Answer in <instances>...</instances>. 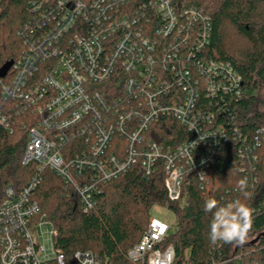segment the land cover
I'll use <instances>...</instances> for the list:
<instances>
[{
	"label": "built area",
	"instance_id": "2783aa9c",
	"mask_svg": "<svg viewBox=\"0 0 264 264\" xmlns=\"http://www.w3.org/2000/svg\"><path fill=\"white\" fill-rule=\"evenodd\" d=\"M146 1H31L32 18L19 31L23 50L0 76V100L32 120L21 164L60 177L84 212L101 184L138 159L146 175L162 161L167 198L177 201L183 177L194 173L205 182L204 169L220 165L217 154L232 137L222 123L213 124L200 99L216 103L238 96L242 86L232 66L200 56L209 43V18L195 7L176 12L173 0ZM161 118L174 119L189 135L173 148L159 145L147 133ZM12 126L0 108V127L11 133ZM79 141L82 147L69 155L65 146ZM35 185L3 189L0 264H11L13 255L15 264H113L84 251L67 257L54 247L56 232L37 217L31 199ZM168 230L167 222L151 217L126 264H179L173 248L162 245ZM236 263L239 258L209 264Z\"/></svg>",
	"mask_w": 264,
	"mask_h": 264
},
{
	"label": "trees",
	"instance_id": "16d2710c",
	"mask_svg": "<svg viewBox=\"0 0 264 264\" xmlns=\"http://www.w3.org/2000/svg\"><path fill=\"white\" fill-rule=\"evenodd\" d=\"M31 1L0 0V76L23 50L19 31L32 18ZM173 6L176 12L195 7L209 18V43L200 56L229 64L242 78L238 96L229 94L216 103L200 97L205 111L213 112V124L222 123L234 137L217 154L220 165L204 169L206 181L201 183L194 173H188L183 177L179 199L170 201L162 161L154 163L146 175L138 159L118 177L101 184L93 206L84 212L76 193L60 177L47 169L38 172L34 165L21 164L26 129L32 120L29 113L21 115L11 103L0 100V108L6 109L13 121L11 133L0 127V202L6 186L19 190L35 180L31 199L39 207L37 217L51 224L56 232L54 247L67 257L84 251L99 260L126 264V252L139 240L152 213L166 209L172 220L161 213L160 219L169 224L162 245L173 248L177 263L209 264L239 258V264H264V237L260 236L264 233V0H173ZM188 135L171 118H161L147 133L159 145L172 148ZM80 147L81 141L64 149L71 148L70 155ZM239 152L253 158H240ZM242 180L246 181L243 191L247 197L237 187ZM209 198L220 205L240 199L252 209L253 227L244 245L210 244L212 213L203 208Z\"/></svg>",
	"mask_w": 264,
	"mask_h": 264
},
{
	"label": "clouds",
	"instance_id": "9594fccd",
	"mask_svg": "<svg viewBox=\"0 0 264 264\" xmlns=\"http://www.w3.org/2000/svg\"><path fill=\"white\" fill-rule=\"evenodd\" d=\"M246 181L238 182L244 196L248 193L243 191ZM204 211L212 213V219L209 224L208 239L210 244H228L233 246L244 245L249 239V233L253 227L252 209L241 202L240 199H234L223 205L214 198L204 201ZM16 256L11 257V264H15Z\"/></svg>",
	"mask_w": 264,
	"mask_h": 264
},
{
	"label": "rangeland",
	"instance_id": "374dc122",
	"mask_svg": "<svg viewBox=\"0 0 264 264\" xmlns=\"http://www.w3.org/2000/svg\"><path fill=\"white\" fill-rule=\"evenodd\" d=\"M157 211H158V209H155V212L152 213V214H154L153 215L154 217L162 218L161 217V213H163V216L167 217V219L169 221L172 220V214L169 211H167L166 209L165 210H162V211L160 210L159 212H157Z\"/></svg>",
	"mask_w": 264,
	"mask_h": 264
},
{
	"label": "water",
	"instance_id": "95a60500",
	"mask_svg": "<svg viewBox=\"0 0 264 264\" xmlns=\"http://www.w3.org/2000/svg\"><path fill=\"white\" fill-rule=\"evenodd\" d=\"M8 69V67H6L5 68V70L1 73V75H3L4 74V72L6 71ZM260 236H262V237H264V233L263 234H261ZM259 238V236L255 239V240H253V242L252 243H255V241L257 240Z\"/></svg>",
	"mask_w": 264,
	"mask_h": 264
},
{
	"label": "bare ground",
	"instance_id": "6f19581e",
	"mask_svg": "<svg viewBox=\"0 0 264 264\" xmlns=\"http://www.w3.org/2000/svg\"><path fill=\"white\" fill-rule=\"evenodd\" d=\"M62 181V180H61ZM51 222V221H50Z\"/></svg>",
	"mask_w": 264,
	"mask_h": 264
}]
</instances>
